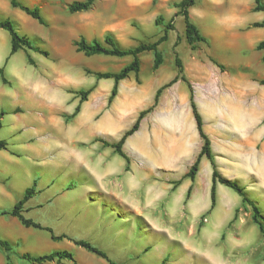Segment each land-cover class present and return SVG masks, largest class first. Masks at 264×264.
<instances>
[{
    "label": "rangeland",
    "instance_id": "rangeland-1",
    "mask_svg": "<svg viewBox=\"0 0 264 264\" xmlns=\"http://www.w3.org/2000/svg\"><path fill=\"white\" fill-rule=\"evenodd\" d=\"M4 1L7 10L0 11V19L11 20L16 31L47 51L48 57L29 50H20L9 57V34L0 29V68L7 81L3 84L0 80V112H4L0 139L7 142L6 150H0V188L4 190L0 196V210H11L25 187H31L35 180L36 193L24 207L26 211L23 215L44 227H51L56 235L72 233L73 237L80 236L91 241L86 238L87 234L98 231L107 233L109 225L105 223L112 219L110 214L115 218L110 227L114 226L121 234L125 230L129 234L135 232L134 219H129L128 213L120 218L118 209L108 215L100 212L81 214L87 204H94L95 200L103 205L99 189L90 188L94 182L86 169H95L97 175L112 171L114 167L121 168L120 181L116 180V183L126 194L128 174L123 173L124 161L113 155L112 149L103 147L94 139L101 138L108 142L120 139L134 122L135 114L152 105L155 90L176 74L175 56L183 63L193 56L206 62L211 56L229 66H247L249 102L261 91L264 92V62L261 59L264 51L255 50V46L264 39V29L251 26L261 22L264 15L252 11L254 0H198L190 8V19L208 42L198 44V50L194 52L185 42L182 17H174L177 9L173 4L180 0H141L146 3L137 12L139 19L133 17L134 12L127 5L129 0H96L90 10L75 14L67 11L68 5L83 0H18L28 8L37 7L46 25L38 24L19 9L12 8L8 0ZM197 12L201 14L196 16ZM158 16L163 18L164 23L174 19V30L169 31V41L160 48L164 59L161 69H152L151 52L141 54L138 74H131L122 80L124 84L120 86V95L117 92L113 103H109L113 80H98L91 73H116L131 58L86 57L76 52L74 42L80 38L87 42H102L105 35L111 34L123 48L151 43L162 33V25L154 24ZM97 19L101 20L97 22L98 28L94 25ZM129 28H134L132 35ZM175 42L177 46H174ZM28 55L35 60L34 65L27 62ZM38 81L53 87L52 91H37L38 96L28 100L25 94L31 92V87L35 88ZM133 81L139 84L137 89L129 86ZM189 81L195 88L198 111L204 115L201 87L191 79ZM89 89L91 92L81 104L80 112L70 118L78 104V93ZM161 97L167 106L170 99L177 100L182 113L189 110L188 89L184 83L165 89ZM140 136L132 139L130 145L137 142ZM199 145L191 140L185 142L183 150L187 156H191ZM243 151L248 174L241 173L237 167L239 163L236 158L241 157L237 151H221L214 158L219 162L217 167L222 176L241 180L240 185L260 207L264 226V163L259 161L261 157L264 160V154H261L260 144ZM126 152L129 153L128 147ZM204 163L210 171L208 161L204 160ZM206 169L204 167L196 174L193 203L200 193L202 197L207 184L209 190L210 176L206 174ZM132 171L137 174L136 169ZM175 174L158 176L163 180L179 179L185 178L186 173L181 175L178 171ZM187 189L186 182H182L174 192H169L168 201H162L157 207L162 209L165 220L159 223L152 219L149 223H143L145 234L161 235L156 238L158 242L151 240L148 244L154 256L149 252L148 256L133 260V264H156V261L160 264L161 258H158L157 252L163 244H166V252L162 256V264H264V235L252 221L251 208L242 203L241 197L217 184L215 207L209 211L210 199L207 194L202 199L207 206L199 204L197 212L191 213L184 203ZM144 191L140 190L139 194L143 195ZM150 193L153 196L155 192ZM235 210L238 212L233 219ZM158 216L161 217L160 214ZM37 232L36 229L23 227L13 217L0 216V238L9 241L13 247L12 264H30L20 259L23 253L41 256L54 251L71 252L74 263L64 260L45 264H106L91 253L74 247L68 240L52 241L47 233L41 232V237ZM134 238L132 242L136 244L139 237ZM102 240L98 247L108 251L111 259H120L123 264L130 262L126 255H110L108 249L112 239ZM113 242L120 245L117 240ZM0 264H6L2 250Z\"/></svg>",
    "mask_w": 264,
    "mask_h": 264
},
{
    "label": "crops",
    "instance_id": "crops-1",
    "mask_svg": "<svg viewBox=\"0 0 264 264\" xmlns=\"http://www.w3.org/2000/svg\"><path fill=\"white\" fill-rule=\"evenodd\" d=\"M145 3L146 2H143L141 0H129L127 2L129 8L134 12L133 17H135L136 19L140 18V15L137 12L143 7V5H145ZM2 9L7 10V4L4 0H0V11ZM198 14L201 13L197 12L196 16ZM189 15H190V9H189ZM0 20H4V19H0ZM100 21H101L100 19H97L96 21L94 20L95 22L94 25L96 28H98L99 26L98 23H100ZM133 29L134 28H129L130 35H132L131 30L134 31ZM169 34L170 32L168 33V39L166 42L169 41ZM0 38H1V34H0ZM164 43H162L159 46V50ZM197 50H193V52ZM28 56L33 61H35L31 55ZM162 64L158 69L154 71L160 70ZM219 65L222 66L223 69L219 68ZM182 66H183V74L187 79V81L191 85L193 83L189 81L190 79L196 82V84H198L201 87V90L203 92L201 103L204 106L203 107L204 115L201 114L199 111L198 112L202 117L203 131L210 140L211 151L214 157L217 154H221L220 153L221 151L223 152L237 151L241 156L236 158L237 159L236 162L239 163V166L237 167L239 168L241 173L248 174V165H247L248 163L246 159L242 157V152H244L243 150L255 146V144H260L261 154H264V92L261 91V93H259L257 97L252 99V102H249L248 99L249 75L247 71V66H243V65L229 66L216 61L211 56L206 59V62L200 60L197 56H193L191 57L190 61H188L187 63L182 62ZM230 68L233 70H231ZM68 69L70 70V68ZM176 74L170 77L166 81V83H164V85L170 82L176 76ZM121 82L122 81L118 83L119 95H120V86L124 84ZM43 83H44L43 81H41V83L40 81H38V84L35 86V88L34 86L31 87L32 91L25 94L28 100L29 99L32 100L33 97L38 96L37 91H44V92L52 91L53 87H47ZM179 83H183V82L178 80L176 83H174L172 86H170L167 89H170ZM42 85L44 87H42ZM129 86L137 89L139 87V84L137 85L135 81H133ZM158 89L155 90V93ZM193 90L195 93L194 100L196 103L197 96L194 87ZM188 99H189V92H188ZM163 100L164 99L160 96L157 106L153 109L152 112L148 113L141 120L139 129L132 136L128 137L127 140L125 141L122 150L129 159L127 170H126L125 160L119 157L118 155H116L115 153H113V155L118 156L124 161L123 173L128 174L127 175L128 182L126 184L127 187L126 194H123V192L117 187L118 184L116 183L117 181H120V177L122 174L121 168L114 167V170L112 171L99 173L97 175L95 169L90 168L89 165H87L89 168L86 169L90 176L91 181L94 182V186L90 185V188L93 190L95 188L99 189L102 195L103 205L101 206V204H99L98 201L95 200L94 204H87V207H85V209L81 211V214L83 212H87L89 214L92 213L99 214L100 212V214L108 215V213L113 212L115 209H118L120 218L121 215H125V213H128L126 215H128L129 219L132 218L134 219L135 221L134 223L136 225L135 232L129 234L124 229L125 231L121 234L117 231V229H115L114 226L113 228L110 227L112 224V220L115 221L114 215L110 214L109 216H112V219L109 220V222L105 223L106 225H109L107 233L104 231L101 232L98 231L96 233L86 235V238L90 239L94 243L89 240L82 239L80 238V236L78 238L73 237L72 233L68 234L65 232L64 234L71 239L85 240L91 243L92 245L96 246L97 248H99L98 244H102L103 238L112 239L111 240L112 242L110 243L111 246L108 249L110 255L115 256L122 254L128 256L127 258L128 260H130V262L127 264H133L132 261L138 259L141 256H145V255L148 256L150 250H152V247L148 245L151 242V240L153 242H158L156 241V238L161 234L155 233L154 236H152L151 234L149 235L145 234V232H143V229L145 227H143L142 225L144 222L149 223V221H151L152 219L159 223L165 220V217L162 214V209H158L157 207L160 206L162 201L163 202L168 201L169 192L171 191L174 192L181 185L182 182H186V185L188 186L187 191L190 189V194L188 198L185 196L184 203L187 205V209L191 213L197 212V208L199 204L207 206V203L205 201L202 202V199L204 200V195L207 196V194H209V199H210V189L212 184V180H211L212 167L209 161L205 157L201 158L198 171L201 172L202 168L204 167L206 169V164L204 163V160L208 161L211 170L209 171L206 169V174L210 176V187L208 190V184L205 186L203 191L204 193L202 195L203 198L201 197V193H200L195 203H193L192 200L194 198L195 190L197 186L196 177L194 181H191L190 179L184 177H181L179 179L164 178L163 180L161 179V177L158 176L161 174H169L171 176H174L176 175L175 173H178V171L181 172V175L187 173L188 169L190 168L192 163L195 161L197 155L199 154L200 147L202 144L201 139L199 138L198 131L196 129V123L193 118L190 105H189V110L187 109L182 113L181 107L179 106V102L177 100L174 101L170 99L169 106L164 104ZM19 104H22V102ZM196 106L197 109L199 110L197 103ZM139 112L136 113L137 115L135 114L136 118ZM184 124L186 125L185 127ZM139 134L141 135L140 139L137 140V142H134L132 143V145H130L131 140L134 139ZM191 140L197 141L198 143H200V145L198 147L199 149L195 152L194 155L187 156L183 148L185 142H189ZM127 147L129 149V153L126 152ZM214 161L217 166L219 164L218 160L214 158ZM259 161L262 164L264 163L262 157ZM185 168H186V172H185ZM133 169L137 170L136 172L138 175L132 171ZM234 180H237L238 182L241 181L240 179H234ZM104 182L106 183L104 184ZM29 187L30 186L25 187V189ZM143 189L145 190L144 194L140 195L139 192L140 190ZM152 191L155 192L153 196H151L150 193ZM3 192L4 190L0 188V196ZM216 194H217V185H216ZM33 198L34 196L27 201L24 207H26V205H28L31 202V200H33ZM194 204L195 206H193ZM99 207L102 208L101 211ZM105 208H109V210L106 211ZM158 214H160L161 217H159ZM122 218L125 217L122 216ZM101 221L104 222L103 218H101ZM52 231L54 233L53 229ZM41 232L47 233L44 230H38L37 232L38 236L42 237ZM60 235H56V236H60ZM135 236L139 237L136 244L132 242L134 241ZM153 237H155L154 240ZM114 240H117L120 245H116L113 242ZM165 246L166 244H163L160 247V249H158L157 252L158 258H161L160 264H162L163 261L162 256L166 252L164 250ZM99 249L102 250L101 248ZM102 251L105 252L104 250ZM107 252L105 253L108 256ZM151 254L154 256L153 253ZM96 258L101 261H104L98 257ZM108 258L115 263L123 264L120 262V259L118 261H114L109 256ZM156 262L159 263L158 261Z\"/></svg>",
    "mask_w": 264,
    "mask_h": 264
},
{
    "label": "trees",
    "instance_id": "trees-1",
    "mask_svg": "<svg viewBox=\"0 0 264 264\" xmlns=\"http://www.w3.org/2000/svg\"><path fill=\"white\" fill-rule=\"evenodd\" d=\"M8 1L12 8L19 9L20 11L25 13L27 16L34 19L38 24L46 25V21L42 18L39 12V9L37 7L28 8L24 6L22 3H20L18 0H8ZM95 1L96 0L74 1L68 5L67 11L70 14L88 11L92 8ZM197 1L198 0H180V1L174 2L173 4V7L177 9V12L175 13L174 17H178V16L182 17L183 23H184L185 42L192 51L197 50L198 44H201V43L206 44L208 42L207 38L200 34L196 25H194L190 19L189 9L192 8L196 4ZM252 11L261 12L264 15V1L254 0V6H253ZM173 21L174 19L171 18L168 22L164 23L163 18L161 16L156 17L154 20V24L156 26L162 25L161 35L155 41L151 43H141L133 47H128V48L121 47L111 34L105 35L102 42L97 41V40H92L91 42H87L84 38H80L79 40L74 42L76 52L82 53L86 57H91L95 55H103V56L117 57V58H123V57L129 56L131 58L130 62L116 73H110V72L91 73L98 80H101V79L113 80L114 85L108 97L109 103H111L112 100L117 95L118 83L128 78L129 75L132 73L138 74L140 70V65H141V61H140L141 54L146 53V52H151L153 54L152 69L156 70L160 67V65L163 63V54L159 50V46L162 43L167 41L169 31L174 30ZM251 26L253 28L264 29V18L261 22L254 23ZM0 29L6 31L9 34V38H10L9 57L14 55L20 50H29L35 53H39L40 55L44 57H48L47 51L42 50L39 47H37L35 43H33V41L30 40L28 37L20 35L16 31L15 24L11 20L9 19L0 20ZM174 46H177V42L174 43ZM255 50L264 51V39L255 46ZM261 59L264 62V52L262 54ZM27 62L29 63V65H34V61L29 56H27ZM174 62H175V66L177 69L176 76L170 82L163 85L156 91L154 99H153V104L147 109L139 112L134 123L131 125V127L128 130H126L122 134V136L117 142L110 143L101 138H96L94 139V141L100 143L105 148L112 149L116 155L124 159L126 162V170H127L129 159L122 150L125 141L127 140L128 137L132 136L139 129L141 120L148 113L152 112L153 109L157 106L159 97L161 96L162 92L165 89L172 86L178 80L182 81L183 83L186 84L188 92H189V105L192 111L193 118L196 123V129L198 131L199 138L201 139V143H202L199 154L197 155L195 161L192 163V165L188 169V172L185 174V178H188L191 181H194L196 174L198 172V169H199L200 160L202 157H205L209 161L212 167V178H211L212 184H211V189H210L209 211H211L216 205V185L217 184L222 185L225 188L237 194L239 197H241L242 203L245 206L247 205L251 208L252 221L258 226L260 233L264 235V226L261 222L262 216L260 212V207L257 205L256 202L250 199L245 187L241 186L237 180L228 179L222 176L221 173L218 171L217 166L214 161V155L211 151L210 140L208 136L205 134V132L203 131V120H202L200 113L198 112V109H197V106L194 100L193 87L187 81V79L185 78L183 74V66H182L181 60L177 56H175ZM219 68L222 69L223 67L219 65ZM0 80L3 84L7 83L5 77L3 76L2 68H0ZM90 92H91V89L87 91H80L78 93L79 102L77 106L75 107L73 113L70 115V118H74L78 115V113L80 112L81 104L86 101L87 96L89 95ZM3 116H4V112H0V128H1V119ZM6 148H7V142L0 139V150H6ZM36 185H37L36 181H33L32 186L25 189L22 197L14 204L11 210H0V216L1 217L2 216L3 217H6V216L13 217L17 219V221L25 228L44 230L49 234L50 239L52 241H62L66 239L72 242L74 246L79 247L87 251L88 253H91L95 255L96 257L104 260L107 264H118L110 260L105 252H103L96 246L92 245L91 243L85 240L71 239V238H68L64 234L60 236H56L54 235L51 228L43 227L39 223L34 222L32 219L26 218L23 215L24 206L27 203V201L30 200L36 193ZM189 194H190V189L187 191V194H186L187 198ZM237 212L238 210H235V215L233 219H235ZM0 250H2L5 254L6 264H12L11 253L13 252V247L11 243L7 240H3L0 238ZM20 259L30 264H45V263H51L54 261L56 263H59L64 260L74 263L75 261L73 254L69 251H54L49 254H45L41 256H34L29 253H23L20 256Z\"/></svg>",
    "mask_w": 264,
    "mask_h": 264
}]
</instances>
